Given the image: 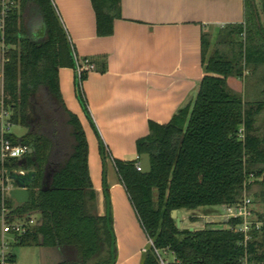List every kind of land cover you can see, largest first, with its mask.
<instances>
[{"label":"trees","instance_id":"16d2710c","mask_svg":"<svg viewBox=\"0 0 264 264\" xmlns=\"http://www.w3.org/2000/svg\"><path fill=\"white\" fill-rule=\"evenodd\" d=\"M90 1L97 37L111 36L114 21L120 19V0ZM28 11H34L35 27L23 20ZM211 36L201 34L203 77L191 108L165 125L149 123L148 135L136 142L137 157L149 156L150 173L135 170L138 158L113 161L153 246L146 248L139 264H158L154 250L170 252L176 264H242V237L232 230L236 222L181 230L171 214L233 206L251 193L264 205V0H244L243 24L219 29L213 41ZM3 46L0 103L10 127L25 131L5 138L27 151L23 163L0 160V177L21 170L31 181L23 205L4 197L0 188V217L5 211L10 222L33 220L15 243L59 254L60 261L48 264H115L104 180L108 154L99 141L105 213L98 216L85 135L76 116L66 110L58 87V70L74 69V61L51 0H19L7 21ZM90 62L95 71L104 72V62ZM85 78L80 83L74 79V94L87 115L81 87ZM228 79L241 80L242 90L230 89ZM246 254L248 264H264V225L251 234ZM5 264H15V257L8 254Z\"/></svg>","mask_w":264,"mask_h":264},{"label":"crops","instance_id":"0c3cea01","mask_svg":"<svg viewBox=\"0 0 264 264\" xmlns=\"http://www.w3.org/2000/svg\"><path fill=\"white\" fill-rule=\"evenodd\" d=\"M52 3L76 57L105 64L104 72H91L82 82L87 115L74 94L73 69L58 70V87L85 135L98 216L103 215L99 141L109 155L104 180L112 205L115 264H139L147 238L113 161H137L135 145L148 135L149 123L165 125L191 108L203 77L201 34L243 24L244 0H120V19L109 37H97L90 0Z\"/></svg>","mask_w":264,"mask_h":264},{"label":"built area","instance_id":"2783aa9c","mask_svg":"<svg viewBox=\"0 0 264 264\" xmlns=\"http://www.w3.org/2000/svg\"><path fill=\"white\" fill-rule=\"evenodd\" d=\"M19 0H0V46H3V39L6 31V24L9 18L13 13L18 10ZM72 58L74 61V75L75 80L80 83L81 77L86 76L91 72H95V66L87 59L80 60L76 57L72 47ZM82 87V84H81ZM4 116H8L7 111L4 110L2 103H0V160L1 162L8 160H16L20 161L23 159L26 154L27 149L22 146H13L11 143L5 138V136L9 133L10 125L8 123V119L6 121L3 120ZM135 170L140 172V168L138 163L135 164ZM12 175H16L19 177L26 176V172L24 171H15ZM0 188L1 193L4 197H8V192L13 188L12 182L9 180V176H1L0 177ZM225 212L226 222L234 221L236 224L232 228V230L239 233L242 237V241L240 246L244 249L245 255L242 264L247 263V254L246 248L247 244L251 241V234L253 232L260 231V228L264 225L263 222L254 218V214L252 211L251 200L243 195L241 200L233 205V206H223ZM1 224V234L3 236L10 235L14 238L23 236L28 228L34 224L33 220H29L26 222L19 221H8L6 217V212L4 211L0 217ZM226 226V225H225ZM3 238V237H2ZM147 247H153L151 241L147 239ZM6 246L1 243L0 246V264H5L6 256L8 254L5 253ZM146 248L142 250V253H145ZM164 256L170 255L172 257L171 262L164 260L161 254ZM154 254L158 261V264H176L175 258L168 251H157L154 250Z\"/></svg>","mask_w":264,"mask_h":264},{"label":"rangeland","instance_id":"374dc122","mask_svg":"<svg viewBox=\"0 0 264 264\" xmlns=\"http://www.w3.org/2000/svg\"><path fill=\"white\" fill-rule=\"evenodd\" d=\"M51 4L53 6L52 0H51ZM34 15H35L34 11L26 12L23 16L24 22L27 21L29 25H31L32 27H35L37 21ZM209 34L212 35L211 40L213 41L214 35L216 33L211 34L210 32ZM3 57H4V48L0 46L1 77H2V65L4 62ZM227 85L230 89H232L235 92H239L242 90L241 80L228 79ZM7 119H8V116L7 117L4 116L3 120L6 121ZM24 132H25L24 130L16 128V127H10L9 129V133L16 137L22 136ZM106 162L108 165H110L109 155L106 159ZM245 196H247V194H245ZM247 197L251 200L254 218L258 219L259 217H262V222L264 223V205H262L257 199L253 198V193L249 194V196ZM102 199L103 201L101 205V211L104 215L105 199H104L103 194H102ZM109 203H111V201ZM110 208H112L111 204H110ZM112 221H113V217H112ZM207 223L214 224L217 227H225L226 218H225V212L222 206L205 207V208L198 209L195 211H182L180 213L179 228L181 230H194V231L200 230ZM0 230H1V224H0ZM1 243L5 244L6 246L5 253L13 255L15 257V264H45V263L48 264V263H55L61 260V258L58 256L59 254H57L54 251H44L36 247H20L16 245L14 238L10 235H5L3 236L2 239L0 238V246H1ZM144 248H147V244L144 245ZM68 253L69 252H66V256L70 257V254ZM160 254L164 258V260L171 262L172 257L170 255L164 256L162 255V253Z\"/></svg>","mask_w":264,"mask_h":264},{"label":"water","instance_id":"95a60500","mask_svg":"<svg viewBox=\"0 0 264 264\" xmlns=\"http://www.w3.org/2000/svg\"><path fill=\"white\" fill-rule=\"evenodd\" d=\"M23 163L24 161L21 160ZM138 165L140 168V174L142 175H148L150 173V159L147 154H143L139 156L138 158ZM9 180L18 185L13 186L11 190L8 192V198L12 201H14L18 205H23L28 203L29 195L25 188V186L30 183L31 176L26 175L24 177H19L16 175L9 176ZM171 219H173L176 223V227L179 228V220H180V214L177 212H172ZM192 231V230H190Z\"/></svg>","mask_w":264,"mask_h":264}]
</instances>
